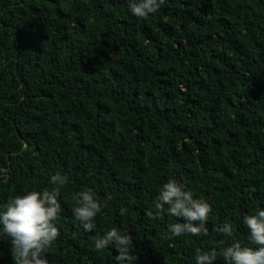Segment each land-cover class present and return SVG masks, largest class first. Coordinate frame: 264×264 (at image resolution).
<instances>
[{
    "label": "trees",
    "instance_id": "16d2710c",
    "mask_svg": "<svg viewBox=\"0 0 264 264\" xmlns=\"http://www.w3.org/2000/svg\"><path fill=\"white\" fill-rule=\"evenodd\" d=\"M0 264H264V0H0Z\"/></svg>",
    "mask_w": 264,
    "mask_h": 264
}]
</instances>
